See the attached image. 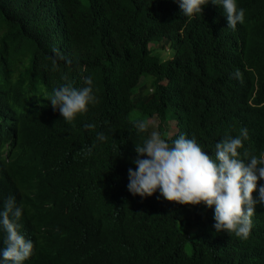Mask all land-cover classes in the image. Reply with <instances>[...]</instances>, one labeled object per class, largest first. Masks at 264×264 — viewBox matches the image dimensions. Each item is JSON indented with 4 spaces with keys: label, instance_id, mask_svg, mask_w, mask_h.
I'll list each match as a JSON object with an SVG mask.
<instances>
[{
    "label": "trees",
    "instance_id": "1",
    "mask_svg": "<svg viewBox=\"0 0 264 264\" xmlns=\"http://www.w3.org/2000/svg\"><path fill=\"white\" fill-rule=\"evenodd\" d=\"M171 3L0 0V138L11 144V169L34 172L13 181L0 175V210L9 196L22 206L17 223L30 232L31 264H199L191 239L213 257V264L247 263L229 238L213 234L206 205L177 210L185 205L167 200L159 205V191L142 199L127 189L128 169L135 170V145L146 138L137 125L145 123L153 131L150 118L163 120L179 109L174 105L178 88L189 86L197 95L198 126L205 128L201 140L209 143L223 134L214 115V97L231 78L226 71L202 69L213 63L198 44L203 22L188 23ZM218 26L227 29L222 21ZM225 34L227 53L238 64L263 73L264 38L238 48L234 43L249 40L253 27L244 24ZM146 43L172 45L182 66L152 59ZM53 49L71 64L61 59L54 65ZM86 77L93 81L98 103L89 105L73 124L53 108L47 110L54 88L67 83L84 87ZM139 77L151 79L155 92L137 86ZM13 104L29 111L4 110ZM193 122L191 118L182 128ZM87 123L95 127L85 129ZM263 128L264 114L248 132ZM98 133L107 139L97 140ZM41 152L52 161L48 167L38 160Z\"/></svg>",
    "mask_w": 264,
    "mask_h": 264
},
{
    "label": "clouds",
    "instance_id": "2",
    "mask_svg": "<svg viewBox=\"0 0 264 264\" xmlns=\"http://www.w3.org/2000/svg\"><path fill=\"white\" fill-rule=\"evenodd\" d=\"M169 1L188 23L196 19L203 22V40L198 44L203 55L213 59V63L210 69H202L206 72L226 71L231 78L216 89L214 97V115L223 134L209 143L201 140L205 128L198 126L197 95L189 86L178 88L174 93V105L179 109H173L163 120L156 116L150 118L153 131L147 130L145 123L137 125L138 133L146 132V138L142 144L135 145L137 155L132 161L135 170L128 169L127 189L134 197L142 199L159 191V205L164 206L166 200L185 205L177 210L195 211L202 208L193 206L206 205L203 210L213 234L229 238V242L246 258L247 263L242 264H264V128L254 134L248 132L257 116L264 114V72L238 64L235 55L226 51L229 39L225 34L226 30L233 32L249 24L254 29L253 36L243 43H234V46H253L256 39H263L264 0ZM209 21L215 22L216 26L211 27ZM220 21L227 29L218 26ZM53 51L56 52L54 65L61 59L71 64L57 50ZM145 51H151L152 59L156 61L159 58L164 63L182 66L177 58L178 50L172 45L146 43ZM138 79L137 86H145L146 93L155 92L151 79ZM84 84L81 88L73 87L71 83L54 88L47 110L53 108L64 122L73 124L78 115L88 111L89 105L98 103L91 77H86ZM167 84L166 79L161 82L163 87ZM162 96H166V91H162ZM12 107L13 112L22 108L29 111L18 104L6 105L4 110ZM191 118H194L192 125L183 129L182 125ZM94 127L91 123L84 125L88 130ZM16 138L13 136L14 140ZM106 139L104 133L97 134V140L103 142ZM38 160L46 167L52 163L42 152ZM11 163V144L0 138V175L9 181L34 175L31 168L12 170ZM22 212V206L17 205L13 196L2 205L0 264L32 263L34 244L30 232L24 224L17 223ZM191 241L198 263L213 264V257L193 239Z\"/></svg>",
    "mask_w": 264,
    "mask_h": 264
}]
</instances>
